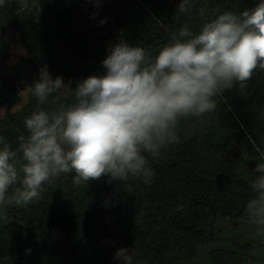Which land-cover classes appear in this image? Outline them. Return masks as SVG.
Instances as JSON below:
<instances>
[{
	"label": "trees",
	"instance_id": "obj_1",
	"mask_svg": "<svg viewBox=\"0 0 264 264\" xmlns=\"http://www.w3.org/2000/svg\"><path fill=\"white\" fill-rule=\"evenodd\" d=\"M46 1L36 18L25 21L17 0L0 7V137L13 148L27 135L23 121L37 107L31 85L41 67L74 89L82 79L105 73L102 61L118 38L155 55L179 27L197 34L218 15L239 14L260 2L192 0L190 12L177 21L180 0H101L98 6L89 0ZM19 42L27 53L15 61ZM24 89L29 101L15 110ZM51 99L40 107H54ZM72 100L64 90L59 102ZM261 112L264 72L256 71L245 94L226 91L203 122L181 121L180 143L162 149L159 158L148 157L155 173L150 183L132 179L125 191L105 177L78 188L70 173L46 185L38 203L1 208L0 264H123L114 258L122 247L135 253L133 264H192L198 248L215 241L219 217L248 219L245 206L254 194L238 167L245 154L259 159L249 136L264 141ZM230 121L240 133L236 152L231 141L221 140ZM239 259L228 250L212 264H240Z\"/></svg>",
	"mask_w": 264,
	"mask_h": 264
},
{
	"label": "clouds",
	"instance_id": "obj_2",
	"mask_svg": "<svg viewBox=\"0 0 264 264\" xmlns=\"http://www.w3.org/2000/svg\"><path fill=\"white\" fill-rule=\"evenodd\" d=\"M17 2L28 7V0ZM89 2L98 6L101 0ZM5 3L0 0V7ZM191 8L192 0H180L174 19ZM108 53L105 73L74 89L60 76L53 79L47 66L40 68L31 85L37 107L23 121L27 135L17 138L15 148L0 137V208L38 203L46 185L70 173L78 188L105 177L125 191L132 179L150 183L155 173L148 157L159 158L162 149L180 143L181 121L203 122L226 91L245 94L254 73L264 72V0L239 14L218 15L197 34L179 27L155 55L123 38ZM64 90L71 91V103L59 102ZM50 97L54 107H40ZM257 118L264 119V112ZM249 139L261 162L245 212L255 234L264 236V141ZM134 255L122 247L114 258L133 264Z\"/></svg>",
	"mask_w": 264,
	"mask_h": 264
},
{
	"label": "rangeland",
	"instance_id": "obj_3",
	"mask_svg": "<svg viewBox=\"0 0 264 264\" xmlns=\"http://www.w3.org/2000/svg\"><path fill=\"white\" fill-rule=\"evenodd\" d=\"M40 5V10H44L47 6L46 0H28L27 9H23L19 3L16 6V11L24 14L23 20H29L38 16L37 7ZM35 7V10H33ZM15 23V21L13 22ZM25 47L19 42L15 46L14 60L26 55ZM29 101V91L24 89L22 99L15 110H20ZM240 138V133L237 131L233 121L225 126L222 131L221 140L224 142L231 141L232 149L237 151L236 142ZM234 153L230 154L233 158ZM251 158V157H250ZM261 162L258 158L249 159L245 154L244 161L239 164V174L249 182L255 178L254 168L257 163ZM1 210V208H0ZM257 226L250 223L249 219H233L228 217H219L216 224L215 241L209 245L200 246L196 257L191 262L192 264H212L213 258L221 253H227L228 250L238 252L240 264H264V251L261 247L264 246V236H257Z\"/></svg>",
	"mask_w": 264,
	"mask_h": 264
}]
</instances>
